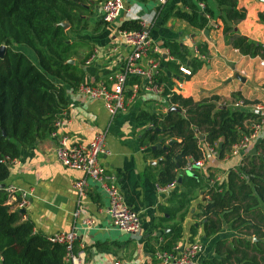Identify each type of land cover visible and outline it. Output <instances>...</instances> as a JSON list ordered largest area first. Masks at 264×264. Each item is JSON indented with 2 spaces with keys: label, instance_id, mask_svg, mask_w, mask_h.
Segmentation results:
<instances>
[{
  "label": "trees",
  "instance_id": "trees-1",
  "mask_svg": "<svg viewBox=\"0 0 264 264\" xmlns=\"http://www.w3.org/2000/svg\"><path fill=\"white\" fill-rule=\"evenodd\" d=\"M198 1L203 0H182L183 6L171 13L201 30L208 29L214 19L226 44L243 55L264 58V45L234 28L246 15L237 0H214V6L204 4L203 9ZM92 6L91 0H0V45L5 46L0 58V184H5L21 147L34 144L53 130L54 121L67 108V90L75 91L82 82L83 62L74 59L86 42L76 35L88 29ZM258 15L264 19L263 12ZM102 23L106 22L101 18L92 32L99 31ZM119 28L142 27L138 19H125ZM22 46L33 51L36 63L21 51ZM167 46L173 58L187 62L177 44ZM197 50L207 54L204 44ZM194 60V69L200 68L203 61L197 57ZM162 94L177 110L138 113V121L152 125L144 130L141 143L151 147L161 140V147L153 151L161 158L156 184L165 186L176 180L182 190L168 198L169 205L159 206L163 214L160 221L178 220L162 234L159 245L150 246L153 257L158 247L170 249L182 238L180 221L189 211L191 200L201 192L198 221L189 226V242L194 241L199 227L205 238L224 226L236 234L217 239L213 256L198 264H264V137L222 180L199 173L196 169L200 167L179 174L189 159L203 157L204 144L215 148L218 158H224L232 145L251 131L252 122L264 115L249 107L222 108L216 103L217 96L195 101L168 86L163 87ZM6 187L0 188V264H69L63 244L34 233L33 224L21 220L20 208H11L10 198L16 196L19 203L21 197L7 192Z\"/></svg>",
  "mask_w": 264,
  "mask_h": 264
},
{
  "label": "crops",
  "instance_id": "crops-1",
  "mask_svg": "<svg viewBox=\"0 0 264 264\" xmlns=\"http://www.w3.org/2000/svg\"><path fill=\"white\" fill-rule=\"evenodd\" d=\"M91 1L93 6L88 29L76 35L77 39L86 42L74 59L83 62L82 82L108 84L114 74L123 72L131 48L122 43L119 27L125 19H138L148 32L151 43L148 56L142 63L147 66L149 60L156 62L154 79L157 88L147 86L143 78L128 77L123 90L124 107L113 116L108 113L102 100L90 99L68 89V123L61 131L69 136L71 143H77L88 142L97 132L106 130V144L110 153L99 157V162L117 183L128 205L139 213L140 232L138 236L131 237L113 227L106 213L107 197L90 180L83 201L77 204L72 182L81 178L83 172L65 167L58 161L54 151L56 138L50 133L30 146L21 147L18 158L10 166L5 184L15 189V195L24 198V205L19 209L21 220H29L34 233L50 236L69 231L74 226L78 228L74 252L76 264H114L117 260L128 261L129 264H138L141 260L154 261L150 246L154 247L158 240L162 241V234L168 232L170 225L178 220L160 221L163 214L159 206L169 205L168 198L182 187L178 182L167 191L156 189L161 158L154 155L150 145L141 143V136L150 124L138 121V113L163 114L168 111L171 106L162 94L163 87L168 86L171 91L195 101L217 96V105L229 108H233L234 101L241 97L251 102L248 105H260L258 112L264 115V65L259 64L264 58L243 55L226 44L214 19L210 20L208 29L201 30L172 15V9L183 6L182 0H166L164 3L157 0H124V10L115 22L102 23L100 30L93 33V28L102 18L103 0ZM203 2L215 5L214 0ZM237 6L244 7L246 15L235 25V30L264 45V19L258 15L259 12L264 13V1L237 0ZM128 9L135 10L136 17H132ZM167 44H177L185 52L187 62L173 58ZM202 44L206 45L207 54L198 53L197 46ZM91 55L93 57L89 59ZM196 57L203 64L194 69ZM168 62L174 65L169 66ZM181 67L191 73H183ZM236 72L245 80L234 78ZM262 137L264 123L257 138L238 155L228 153L220 159L207 154L203 166L196 170L205 175L212 174L215 180H222L229 169L241 165L243 157L254 150ZM183 173L189 174V171H179L180 175ZM8 203L12 209L18 208L16 196H12ZM199 203L201 192L191 200L189 211L180 221L183 233L178 242L181 244L189 242V226L198 221ZM76 209H79L78 216L74 215ZM86 218L92 220L91 226L81 224ZM235 234V231L224 226L216 234L205 238L199 227L193 238L202 243L199 262L213 256L217 239Z\"/></svg>",
  "mask_w": 264,
  "mask_h": 264
},
{
  "label": "built area",
  "instance_id": "built-area-1",
  "mask_svg": "<svg viewBox=\"0 0 264 264\" xmlns=\"http://www.w3.org/2000/svg\"><path fill=\"white\" fill-rule=\"evenodd\" d=\"M164 3L166 0H157ZM200 9L204 8V2L198 1ZM124 10V0H103L102 2V19L106 23H113ZM132 17H136L135 10L128 9ZM207 14V13H206ZM208 15V14H207ZM215 26V25H214ZM142 27V25H141ZM119 35L123 44L130 46L131 50L127 55L123 72L116 73L110 78L108 84H92L81 82L75 92L86 96L90 99H100L108 113L113 116L116 112L124 107V85L128 77L135 76L143 78L147 86L157 88L155 84V74L157 72V64L153 60H149L147 66L142 61L147 58L150 51V38L148 32L143 29L119 30ZM93 55L89 57L92 59ZM88 59V60H89ZM88 60L86 62H88ZM260 65H264L261 60ZM180 70L185 74H190V70L181 67ZM250 107L255 111H260V105L244 104L241 98L233 103V108ZM68 123V115L65 110L62 115L54 121L51 136L56 138L55 155L62 165L83 172L81 178H77L72 182V188L77 196V204L83 201L88 187V180L92 181L100 187L105 193L108 205L106 213L111 219L113 227L117 230L127 233L131 237L138 236L141 228L140 216L137 211L132 209L124 194L121 192L117 183L106 172V167L99 162V157L110 153L106 144V130L97 132L88 142L71 143L69 136L61 131ZM264 123V119L255 120L251 124V131L243 136L238 142L231 147L230 154L238 155L242 150L246 149L250 142L257 138L258 133ZM152 125H150L151 127ZM207 154L217 156V150L208 144L203 145V157L197 160L189 159L183 170L191 171L193 167H201ZM239 167V166H238ZM219 180V179H216ZM177 184L176 180L165 186L155 184L158 191H167ZM6 191L14 193L15 189L11 186L6 187ZM24 198L17 204L18 208L24 205ZM79 209H76L74 215L78 216ZM85 227L91 226L92 220L83 219L81 222ZM77 227H72L66 232H57L49 236L52 242L60 243L65 246V261L69 264H76L75 257L72 253L74 242L77 239ZM162 241L158 240L157 245ZM202 252V243L194 240L181 244L177 242L170 249H161L158 247L154 253V261L141 260L138 264H198L199 257ZM130 262L115 261L114 264H129Z\"/></svg>",
  "mask_w": 264,
  "mask_h": 264
},
{
  "label": "water",
  "instance_id": "water-1",
  "mask_svg": "<svg viewBox=\"0 0 264 264\" xmlns=\"http://www.w3.org/2000/svg\"><path fill=\"white\" fill-rule=\"evenodd\" d=\"M263 1H264V0H263ZM63 26H64L65 28H67V27H68V24H67V23H63ZM205 32L207 33V30H205ZM4 54H5V46H4V45H0V58L3 57ZM70 62H73V60H71ZM233 77L236 78V79H238V80H240V81H244V80H245V78L242 77L241 74H239V73H237V72L233 75ZM222 108H224V106H222ZM169 110H177V109H176L174 106H171V107L169 108ZM199 138H200V139H203V136L200 135ZM221 145H222V143H219V144H218V148H220ZM160 147H161V140H160L158 143H156L155 145H152V146H151V149H152V150H155V149H159ZM179 180H180V179H178V181H179ZM4 186H5L4 183H1V184H0V188H3ZM21 211L23 212V209H21Z\"/></svg>",
  "mask_w": 264,
  "mask_h": 264
},
{
  "label": "rangeland",
  "instance_id": "rangeland-1",
  "mask_svg": "<svg viewBox=\"0 0 264 264\" xmlns=\"http://www.w3.org/2000/svg\"><path fill=\"white\" fill-rule=\"evenodd\" d=\"M21 51L24 52V54H26V56L34 63H36V57H35V54L33 53V51L31 49H29L28 47L26 46H22L21 47ZM231 151V149H230ZM115 228V227H114ZM127 234V233H125ZM128 235V234H127Z\"/></svg>",
  "mask_w": 264,
  "mask_h": 264
}]
</instances>
